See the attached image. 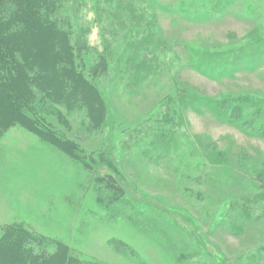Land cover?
<instances>
[{"label": "rangeland", "instance_id": "rangeland-1", "mask_svg": "<svg viewBox=\"0 0 264 264\" xmlns=\"http://www.w3.org/2000/svg\"><path fill=\"white\" fill-rule=\"evenodd\" d=\"M75 1L71 23L75 32L88 31L86 54L77 57L76 67L96 79L106 124L92 127L75 113L59 119L64 107L47 103L46 132L20 125L6 131L0 138V230L23 222L96 264H262L250 256H264V201L249 205L251 218L261 216L245 220L239 233H232L236 222L229 217L237 220L233 202L242 205L258 192L249 176L264 164V141L204 107L181 108L176 147L150 150L157 147L152 137L162 116L180 107L181 90L217 102L264 99V61L224 72L245 55L250 61L264 55V0ZM134 51L138 58L130 60ZM97 53L106 56V70L92 68ZM198 55L209 67L192 66ZM72 73V84L84 87ZM83 90L94 99L93 109L103 110L98 93ZM47 132L71 142L81 159ZM102 154L117 168L134 208L115 221L104 219L98 199L101 190L118 189L117 180L105 177L111 171ZM135 218L148 226L147 233L134 228L140 225Z\"/></svg>", "mask_w": 264, "mask_h": 264}, {"label": "trees", "instance_id": "trees-1", "mask_svg": "<svg viewBox=\"0 0 264 264\" xmlns=\"http://www.w3.org/2000/svg\"><path fill=\"white\" fill-rule=\"evenodd\" d=\"M76 5L77 1L75 0H0V138L15 125H20L39 135L46 132L42 128V126H46L42 121H44L47 103L64 107L66 110L64 117L58 113L59 119H66L67 116L69 118L75 113L77 117L80 114L82 117L86 116L92 127L96 128L98 122L99 127L106 124L104 120L106 117L105 104L100 98L96 79L88 80L87 77L80 74L81 72L76 67L77 57L86 54V33H88V31L80 29L76 33V26L74 27L71 23ZM140 35L141 33L138 31L137 37ZM136 54L134 51L132 55H135L136 58L131 57L130 60H136L138 58ZM245 57L237 64L235 61L232 67L224 72L238 70L239 67H252L254 64L264 61V55H256L255 59L253 58L251 61L249 55H245ZM191 63L194 67L200 65V69L209 67L208 60L200 55L191 59ZM107 66L106 56L97 53L92 68L106 70ZM71 72L84 87L98 93L101 100L98 105L102 106L103 110L96 112L97 106L93 109L90 102L94 99L84 92V87H76L72 84L69 80ZM178 100L180 107L176 110L170 108V112L167 110L162 116L160 128L157 127V136L152 137L154 142H157V147L154 145L150 152H161L164 149L176 147L178 140L175 132L178 120L176 116H179L177 112L181 108L201 112L197 107H204L212 111L223 123L236 127L248 137L264 141V99L256 98L254 100L247 96H232L217 102L197 93L181 90L178 93ZM166 105L168 109L169 103L167 102ZM249 109L252 111L251 116L246 115ZM53 135L56 137L55 134ZM53 135L46 133V136L62 142L61 148L70 152L69 155H74L78 161L81 159L82 154L77 148L70 145L71 142L64 141L59 137L54 138ZM210 145L203 146V148L207 150ZM209 153L208 150L207 156L211 158ZM221 155L219 158L225 160L226 155ZM101 156L111 171L106 173L105 177L113 181L117 180L115 183H117L119 191L101 190L98 192V199L103 203L107 213L103 216L104 219L111 216L115 221L116 216H124V212L129 213L133 205L131 200L126 199L124 186L118 179L120 175L117 168L104 154ZM1 158L2 155H0V160ZM249 178L258 192L251 199L245 197L242 205L233 202L237 211V220L228 216L231 223L236 222L234 225L236 232L234 230L233 234L240 232V229L244 227L245 220L253 222L261 216L251 218L249 205L264 201V164H259V167L250 174ZM135 220L140 225L134 228H137L136 230L142 234L147 233L148 226L141 225V222L136 218ZM152 220L155 221V219H151L148 223H153ZM159 225L166 227L165 223L160 222ZM141 228L145 229L140 231ZM167 234L168 232H165V235ZM112 240L109 242L111 243ZM115 242L119 248L127 245L119 240H115ZM132 248L135 251L138 250L136 247H131L130 251H133ZM262 250L264 249L262 248ZM255 256V254L250 256V260L260 261L256 258L264 260L262 255ZM91 261L71 253L70 248L63 240L39 234L23 222H13L1 227L0 264H96L95 261H92L93 263Z\"/></svg>", "mask_w": 264, "mask_h": 264}]
</instances>
